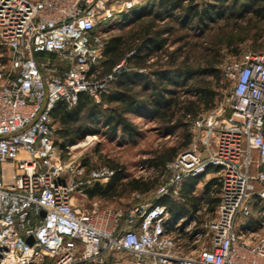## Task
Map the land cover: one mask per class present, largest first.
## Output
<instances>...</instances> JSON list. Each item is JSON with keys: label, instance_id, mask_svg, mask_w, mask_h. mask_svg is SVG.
<instances>
[{"label": "built area", "instance_id": "1", "mask_svg": "<svg viewBox=\"0 0 264 264\" xmlns=\"http://www.w3.org/2000/svg\"><path fill=\"white\" fill-rule=\"evenodd\" d=\"M126 1L0 0V264H264V53L224 66L232 82L227 112L218 114V103L200 113L192 141L166 163L157 196L182 201V183L213 170V217L172 221L165 204L145 199L100 205L86 188L114 171L80 161L93 135L60 158L51 111L76 105L81 93L99 102L130 69L134 50L100 75L115 6L139 0ZM183 224L201 241L189 253L175 234Z\"/></svg>", "mask_w": 264, "mask_h": 264}, {"label": "rangeland", "instance_id": "2", "mask_svg": "<svg viewBox=\"0 0 264 264\" xmlns=\"http://www.w3.org/2000/svg\"><path fill=\"white\" fill-rule=\"evenodd\" d=\"M130 1L127 0L126 2ZM212 1L199 0V5L205 7L206 4ZM246 1L253 2L254 0L226 1L227 10H223L224 12L214 16L207 25L203 26L191 22L179 28L178 22L173 18L157 17L155 19L156 28L163 26L174 28L172 33L166 36L167 46L165 50L154 54V59L149 61L147 66L142 67L145 68L143 73L168 69L171 75H178L180 84L175 89L181 98L193 97L192 94L186 91L194 90L195 87L212 89L216 91L215 105L223 103V110L218 114L226 113L228 99L232 92V82L223 75L224 66L231 61L244 60L246 56L253 52L264 53V17H260L264 8L259 13L254 11L257 5L264 7V0H255L254 2H259L254 4L252 9L243 10L241 4ZM149 3L150 0H139L130 7H126L125 4L121 5L122 3L115 6V12L112 14L110 22L109 20L103 21V24L109 22L105 27L107 41L114 36H120L126 42V45L129 43L136 44L138 35L141 32L143 33L153 19L152 16L147 14V10L150 9ZM132 8L143 9V14L136 18L134 22H130V16L127 18ZM0 52L6 54L4 46H0ZM212 69H216V71L212 72ZM207 70L209 71L207 72ZM185 74L189 76L187 80H184ZM156 81L158 82V80ZM159 86L170 87L168 83L163 81ZM114 87L113 82H110L106 91L114 89ZM149 93L151 91L145 90L141 81L136 82L131 88V95L137 99H146ZM93 100L87 103L84 111L67 128V136L62 137L57 133V147L62 160H68L71 153L81 150V147H77L69 153L67 146L83 141L86 135H93L92 140L86 145L80 161L88 169L107 167L114 171L113 175L116 171H120V178L114 180L115 194L113 196L109 194L102 197L93 196V198L99 201L100 205L110 208H128L130 205L144 199L155 202L161 196H169L175 202L186 205L185 201L176 199L171 194L164 193L159 197L157 196L160 189L167 185L169 175L166 169L155 168L151 164V159L156 153L181 143L185 129L179 127L173 131H167V128L152 115L126 114L128 119L135 125L137 134L129 137L120 129L114 133L104 123V119L105 115L110 113V106L113 107L116 103L107 104L104 101L97 105ZM98 103H100V100ZM92 111H94V114L90 115ZM197 116L186 117L185 120L188 131L192 135H194L192 122ZM55 126L56 129L62 127L59 121L55 122ZM70 138H76V140L70 143L68 142ZM183 148H179L177 153ZM111 177L106 182L96 183L105 185ZM133 179H139L153 185V187L147 191H141L120 185V183ZM214 179H217V177L214 176ZM196 184L193 195H197L201 199V207L198 208L199 211L196 213L197 217H195L198 223L213 217L214 210L210 208L211 204L208 196L217 197L218 194L214 191L215 183L211 184L208 195L207 192L204 194L205 180H201L200 183L197 181ZM75 197L77 198L78 195L76 194ZM187 233V236L181 234L176 236L185 246L184 253H189L195 245L198 243L200 245L201 242L195 243L192 233Z\"/></svg>", "mask_w": 264, "mask_h": 264}, {"label": "trees", "instance_id": "3", "mask_svg": "<svg viewBox=\"0 0 264 264\" xmlns=\"http://www.w3.org/2000/svg\"><path fill=\"white\" fill-rule=\"evenodd\" d=\"M228 0H213L212 2L200 7L195 0H150V9L147 10V14L152 16V20L147 25V28L138 35V42L136 44L123 41L120 36H114L109 39L104 48V62L102 64V70L100 75L108 73L112 70L113 66L119 63L126 53L130 50H134L133 54L127 57V64L130 69H122L112 81L114 89L103 92L100 95V103L95 102L92 97L85 93H81L78 97L76 105L72 107H65L63 105L56 106L51 111L53 121H59L62 127L56 129V134L60 136H67V128L71 126L80 114L86 108L87 103L93 100L95 104L100 105L104 101L107 104L116 103L113 107L110 106V113L105 115L104 123L112 130L116 132L118 129L122 130L127 136L133 137L137 134L135 125L128 119L126 114H149L154 118L158 119L163 124L167 131H173L176 128L182 127L185 129L183 139L177 146H171L162 150L151 159V164L155 168L166 169V163L173 159L177 154L179 148L186 147L190 141L192 134L188 131V125L186 123V117H196L203 111L211 109L215 105L216 91L207 89L205 87H195L194 90H188L186 92L192 94L191 98H181L175 87L180 84V77L178 75H171L170 70L163 69L158 71H152L149 73L139 72L137 69L145 67L149 64L151 50L153 45L157 47H163L166 43L167 37H162V34H171L174 27L163 26L156 28L155 19L160 18H173L178 22V27L182 28L188 23H194L195 25H207L209 20H212L214 16L227 10L225 5ZM255 1V0H254ZM246 1L241 4V9L249 10L252 9L256 2ZM222 7V8H221ZM264 8L259 5L255 7L256 13L261 12ZM221 9V10H220ZM224 10V11H223ZM143 9L132 8L127 16L130 22H134L142 13ZM260 17H264V11L260 14ZM180 50V49H178ZM133 64V65H132ZM209 70H207L208 72ZM216 69H212L215 72ZM152 78V79H150ZM185 79L189 78L185 74ZM158 80V82L156 81ZM142 82L145 90H150L151 93L147 95L146 99H137L131 95V88L136 82ZM156 81V82H155ZM166 82L170 87L159 86L161 82ZM172 86V87H171ZM185 93V92H184ZM109 107V106H107ZM94 111L90 113L93 115ZM76 138L68 139V142L75 141ZM120 171H116L110 180L105 184L101 185L93 183L86 188V193L89 197L93 196H105L106 194H115V183L114 180L120 178ZM191 179V180H190ZM189 180V181H186ZM185 183L187 186H193L197 181L196 178L190 177L186 179ZM215 183V193L217 197L208 196L211 210H214L219 201V182L217 179L209 181L205 185V193L210 192L211 184ZM184 184V185H185ZM120 185L129 186L132 190L147 191L153 187L144 181L139 179H133ZM181 188V193L185 197V202L191 205L194 211L199 208V198L195 195H188L189 191H185V188ZM156 203L165 204L168 211L184 212L186 211V205L175 202L169 196H161ZM186 236L188 233L183 232ZM190 234V233H189Z\"/></svg>", "mask_w": 264, "mask_h": 264}, {"label": "crops", "instance_id": "4", "mask_svg": "<svg viewBox=\"0 0 264 264\" xmlns=\"http://www.w3.org/2000/svg\"><path fill=\"white\" fill-rule=\"evenodd\" d=\"M195 2L196 3H198L199 4V0H195ZM168 34L167 33H164V34H162V37H166ZM166 46H167V40H166V43L163 45V47H157L156 45H153V47H152V50H151V57H150V59H149V61H151V60H153L154 58V54H156V53H158V52H161L162 50H165V48H166ZM148 61V62H149ZM192 139H193V135H192V137H191V141H192ZM190 141V142H191ZM188 146V145H187ZM214 172H213V170H211L209 173H207L206 175H203V176H201V177H198V178H196V180L200 183L201 182V180H205V184H207L209 181H211V180H213L214 179ZM187 179H189V178H187ZM191 180V179H190ZM207 180V181H206ZM186 181H189V180H186ZM186 181H184L183 183H182V185H181V188H183V185L185 184V183H187ZM197 181L195 182V184L193 185V186H191V185H184V188H185V191H189V193H188V195H193V192H194V187L197 185L196 183H197ZM204 194H205V190H204ZM195 196H197V195H195ZM200 200L201 199H199V202H200ZM186 207H187V209H186V211H184V212H178V211H174V212H170V210H169V214H170V217H171V220L172 221H174L175 219H178V218H182V219H184V221L185 222H187L188 221V219L189 218H191V217H197V215H196V213L199 211L198 209L196 210V211H194L193 210V208L191 207V205H188V203L186 204ZM199 207H201V205H199ZM172 221H170L169 222V225H172ZM183 226H184V224L180 227V231H176V236L177 235H185L183 232H185V229H183ZM182 228V229H181ZM181 238V237H180ZM182 239V238H181Z\"/></svg>", "mask_w": 264, "mask_h": 264}, {"label": "water", "instance_id": "5", "mask_svg": "<svg viewBox=\"0 0 264 264\" xmlns=\"http://www.w3.org/2000/svg\"><path fill=\"white\" fill-rule=\"evenodd\" d=\"M42 214H44V212H42ZM26 241H27L28 243H32V242H33V237H32V236H29V237L26 239Z\"/></svg>", "mask_w": 264, "mask_h": 264}, {"label": "bare ground", "instance_id": "6", "mask_svg": "<svg viewBox=\"0 0 264 264\" xmlns=\"http://www.w3.org/2000/svg\"><path fill=\"white\" fill-rule=\"evenodd\" d=\"M79 145H81V144H79Z\"/></svg>", "mask_w": 264, "mask_h": 264}]
</instances>
